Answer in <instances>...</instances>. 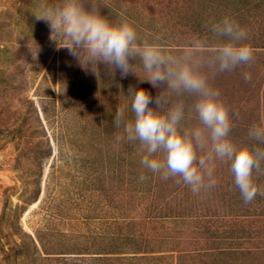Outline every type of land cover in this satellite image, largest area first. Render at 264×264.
I'll use <instances>...</instances> for the list:
<instances>
[{
	"label": "rangeland",
	"instance_id": "374dc122",
	"mask_svg": "<svg viewBox=\"0 0 264 264\" xmlns=\"http://www.w3.org/2000/svg\"><path fill=\"white\" fill-rule=\"evenodd\" d=\"M36 3L0 0V264H264V171L254 173L260 193L245 203L227 162L217 161L216 186L198 194L178 176L163 180L145 169L139 143L116 140L113 116L127 106L132 117L129 87L155 97L166 85L81 67L31 15ZM100 6L111 21L131 22L142 39L159 36L176 50L194 37L210 47L228 42L212 25L235 20L252 61L205 71L229 109L230 138L255 143L248 129L264 123V0ZM134 70L143 77L139 59ZM197 124L194 113L183 121Z\"/></svg>",
	"mask_w": 264,
	"mask_h": 264
},
{
	"label": "clouds",
	"instance_id": "9594fccd",
	"mask_svg": "<svg viewBox=\"0 0 264 264\" xmlns=\"http://www.w3.org/2000/svg\"><path fill=\"white\" fill-rule=\"evenodd\" d=\"M31 15L47 23L57 48H66L81 67L93 71L102 65L113 75L117 70L121 77L132 73L153 88L166 85L155 97L144 88L129 87L132 117L126 115L127 106L116 109L113 116L114 126L120 129L116 140L138 142L144 151L140 162L145 169L163 180L178 176L198 194L216 186L217 161L227 162L244 202L255 200L261 190L254 173L264 171V123L248 129L254 144L234 143L229 109L205 71L206 67L213 72L230 71L252 61V47L241 43L247 33L235 20L225 17L212 25L214 35L228 37V42L210 47L204 39L194 37L176 50L162 43L159 36L151 42L142 39L127 19L111 21L100 0H37ZM39 52L36 43L30 51L33 63ZM207 52L211 55H205ZM137 59L143 77L134 70ZM186 95H194L195 102L186 103ZM191 113L198 124L183 126Z\"/></svg>",
	"mask_w": 264,
	"mask_h": 264
},
{
	"label": "trees",
	"instance_id": "16d2710c",
	"mask_svg": "<svg viewBox=\"0 0 264 264\" xmlns=\"http://www.w3.org/2000/svg\"><path fill=\"white\" fill-rule=\"evenodd\" d=\"M59 255H61V254L59 253ZM77 255H78L80 258H82V256L80 255V253H77ZM80 258H76V257H74V259H80Z\"/></svg>",
	"mask_w": 264,
	"mask_h": 264
}]
</instances>
